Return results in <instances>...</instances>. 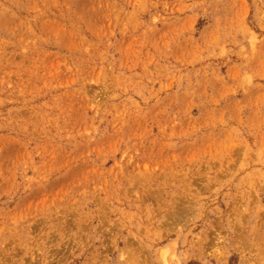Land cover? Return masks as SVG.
<instances>
[{"label":"rangeland","instance_id":"374dc122","mask_svg":"<svg viewBox=\"0 0 264 264\" xmlns=\"http://www.w3.org/2000/svg\"><path fill=\"white\" fill-rule=\"evenodd\" d=\"M0 264H264V0H0Z\"/></svg>","mask_w":264,"mask_h":264}]
</instances>
